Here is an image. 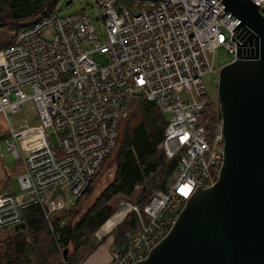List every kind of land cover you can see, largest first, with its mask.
Returning a JSON list of instances; mask_svg holds the SVG:
<instances>
[{"label": "built area", "instance_id": "1", "mask_svg": "<svg viewBox=\"0 0 264 264\" xmlns=\"http://www.w3.org/2000/svg\"><path fill=\"white\" fill-rule=\"evenodd\" d=\"M251 1L264 7V0ZM96 4L102 27L83 10L39 12L19 20L14 39L0 47V116L8 122L7 149L22 165L19 192H0V229L22 221L21 208L32 202L46 218L67 210L140 97L168 114L158 147L176 166L141 207L119 202L125 212L118 221L133 211L137 225L125 244L110 249L107 264H134L170 230L194 190L217 178L223 133L221 119L210 134L202 116L205 76L217 70L214 50L223 45L233 59L236 43L249 47L248 32L236 28L238 19L220 0ZM26 102L34 114L9 123ZM101 235L99 227L93 236Z\"/></svg>", "mask_w": 264, "mask_h": 264}, {"label": "water", "instance_id": "2", "mask_svg": "<svg viewBox=\"0 0 264 264\" xmlns=\"http://www.w3.org/2000/svg\"><path fill=\"white\" fill-rule=\"evenodd\" d=\"M248 32L218 69L223 155L216 180L197 187L176 221L134 264H264V7L220 0ZM9 132L0 133V139ZM19 221L9 231L23 229Z\"/></svg>", "mask_w": 264, "mask_h": 264}, {"label": "trees", "instance_id": "3", "mask_svg": "<svg viewBox=\"0 0 264 264\" xmlns=\"http://www.w3.org/2000/svg\"><path fill=\"white\" fill-rule=\"evenodd\" d=\"M132 1L115 0V4L130 5ZM54 2L0 0V26L16 27L18 20L53 10ZM14 37L15 34L8 42L0 43V47ZM206 97L202 116L211 134L220 113L218 106L213 107L215 101L210 95ZM128 112L117 125L114 147L70 208L54 210L46 218L40 204L32 202L20 210L23 229H0L4 231L0 233V264H80L93 249V233L115 211L108 202L110 197H133V202L141 207L151 193L164 187L176 166V158H166L158 147L166 123L164 115L152 102L140 97L132 101ZM111 163L114 167L111 180L81 210L82 200L91 192L95 178ZM118 215H112L111 220ZM136 221L135 213L129 211L110 229L115 246L125 244L134 234Z\"/></svg>", "mask_w": 264, "mask_h": 264}, {"label": "rangeland", "instance_id": "4", "mask_svg": "<svg viewBox=\"0 0 264 264\" xmlns=\"http://www.w3.org/2000/svg\"><path fill=\"white\" fill-rule=\"evenodd\" d=\"M58 14L68 13L75 10H83L88 18L97 26L102 27V19L99 17L98 8L96 4V0H55L54 2V9ZM22 24L19 20L16 22V27H9L7 25L0 26V43H6L11 39L18 29V27ZM214 62L216 65L215 72H212L205 76L206 84H207V91L210 97L215 101L213 107L217 106L216 101V83H217V73L219 67L226 64L227 62L232 60V54L228 52V50L223 46L219 45L214 50ZM216 103V104H215ZM33 109L30 107V103L26 102L24 105L20 107L18 112L13 115H9V123L16 124L21 117L30 118L33 115ZM164 117H168L167 113L163 114ZM8 130V122L0 116V133L5 132ZM7 140L8 137L4 139H0V161L3 163L5 169L11 171L8 173L7 177L4 181L7 183V188L14 192H19L18 184L16 181V172H19L22 169V165L19 159H15L11 152L7 149ZM52 140L56 144L57 138L52 133ZM114 167L111 164L103 169L102 173H100L96 178V182L93 185L91 192L84 196L82 203H81V210H83L88 204H90L93 198L98 194V192L104 187L108 181L111 180L113 175ZM121 200H126L129 202H133V197H124L122 195H113L109 198V203L115 207L117 210L120 205L119 202ZM71 207V206H70ZM69 207V208H70ZM114 213V212H113ZM112 213V214H113ZM112 214L106 219V221L100 226V228H105L106 230L110 227H105L106 224L111 225L119 220L116 218L114 221L111 220ZM107 226V225H106ZM114 226V225H113ZM112 226V227H113ZM110 227V229L112 228ZM109 229V231H110ZM4 231L0 230L2 234ZM93 240H96V237L92 235Z\"/></svg>", "mask_w": 264, "mask_h": 264}, {"label": "crops", "instance_id": "5", "mask_svg": "<svg viewBox=\"0 0 264 264\" xmlns=\"http://www.w3.org/2000/svg\"><path fill=\"white\" fill-rule=\"evenodd\" d=\"M22 170V169H21ZM20 170V171H21ZM19 171V172H20ZM11 171H8V169H5L3 163L0 161V192L2 191H12L9 188H7V183L5 178L7 177L8 173ZM16 172V175L19 173ZM49 192V191H48ZM107 225V226H106ZM105 227H112L113 224L108 225L106 224ZM110 227L106 230L105 228H100L102 235L100 238H96L94 241V246L91 252L81 261L80 264H107L109 261V252L110 249L115 246L113 244V237L110 234Z\"/></svg>", "mask_w": 264, "mask_h": 264}, {"label": "bare ground", "instance_id": "6", "mask_svg": "<svg viewBox=\"0 0 264 264\" xmlns=\"http://www.w3.org/2000/svg\"><path fill=\"white\" fill-rule=\"evenodd\" d=\"M124 212H125V209L124 208H122V209L120 208L118 210H115V212L112 215L119 214L117 218H120L123 215Z\"/></svg>", "mask_w": 264, "mask_h": 264}]
</instances>
